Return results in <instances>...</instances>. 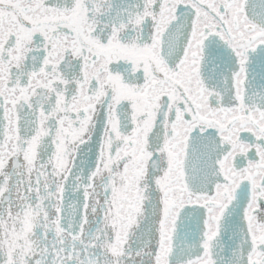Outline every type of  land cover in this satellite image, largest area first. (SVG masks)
<instances>
[{
  "label": "snow or ice",
  "instance_id": "1",
  "mask_svg": "<svg viewBox=\"0 0 264 264\" xmlns=\"http://www.w3.org/2000/svg\"><path fill=\"white\" fill-rule=\"evenodd\" d=\"M0 264H264V0H0Z\"/></svg>",
  "mask_w": 264,
  "mask_h": 264
}]
</instances>
